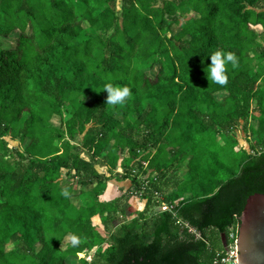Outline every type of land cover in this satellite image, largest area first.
<instances>
[{
    "label": "trees",
    "instance_id": "trees-1",
    "mask_svg": "<svg viewBox=\"0 0 264 264\" xmlns=\"http://www.w3.org/2000/svg\"><path fill=\"white\" fill-rule=\"evenodd\" d=\"M259 26L264 0H0V264H68L87 251L82 264H222L248 197L264 193ZM16 30V46L4 47ZM217 50L238 59L223 86L205 71ZM106 84L132 95L107 105ZM239 126L259 148H238ZM8 135L30 140L11 159ZM185 163L169 209L150 215L170 169ZM114 175L146 200L129 219L124 196L100 200ZM97 215L107 230L125 219L104 237ZM74 235L80 243L63 249Z\"/></svg>",
    "mask_w": 264,
    "mask_h": 264
},
{
    "label": "rangeland",
    "instance_id": "rangeland-1",
    "mask_svg": "<svg viewBox=\"0 0 264 264\" xmlns=\"http://www.w3.org/2000/svg\"><path fill=\"white\" fill-rule=\"evenodd\" d=\"M85 28H88L89 27V24L88 23H84L83 24ZM180 30V27L178 25H174L173 26V32L176 33ZM258 31L260 33V42H262V44L264 45V32L262 30L261 27H258ZM19 34L20 32L18 30L14 31V33H12V35L8 38H5L4 40V47H11V48H14L17 44V41H18V37H19ZM157 71H158V65L156 66L155 69H152V70H147V74L148 76L151 78V79H155L156 75H157ZM225 95H227L226 92H223V93H218L217 94V97L219 99L223 98ZM92 100V99H90ZM52 123L53 125H56L58 127H61V125L63 124L62 123V119L60 118V116H55L52 120ZM244 123V122H241V124ZM257 125V123H256ZM243 126V124H242ZM242 126H239L238 127V130L235 132L236 134V137L238 139V148L239 149H247L249 151L252 152L251 150V145H257L259 148V144H258V141L256 140L258 137L256 135H252V132H251V129L248 127V128H242ZM218 140L220 143H224L223 140L224 138L219 136L218 137ZM5 141H7V145H8V149H9V155L7 156V159H11L12 157L16 156V150H23L26 146V144L29 143L30 140H27L26 141V144H23L21 141L19 140H15V139H12V137L10 135L6 136L5 137ZM85 156V155H84ZM120 162H122V159L120 160ZM187 162V161H186ZM200 162V161H199ZM213 162V160L211 161ZM98 170L102 173H106L107 176H109V174L107 173L108 171V167L107 166H101V165H98L97 166ZM119 169H117V172L120 173V175L123 173V169L122 167L119 165L118 167ZM239 167H236V170H238ZM187 172V163L184 164V166L182 167V169L176 174L175 172H173L172 169H170V171L168 172V175H167V178H165L163 181H162V189H163V194L161 192H155L154 193V199L152 201V206L150 207V215L154 214L155 212H158V211H165L164 209L166 208H169V205L165 202V198L170 195V193L172 191H174L175 189H177L176 185L177 183H182L186 180L185 178V174ZM118 177H116L115 175L113 177H116V178H113L111 180H109L107 182V186L108 184L110 183V181H112L110 183V188H109V192L107 194H105V197H109V195L111 194V189L113 187H116L117 188V191L118 189L120 190L119 193H122L124 191V189L127 191V193L124 194L127 195L124 196L122 198V206H124V208L127 209V213H128V219L133 217V214L131 215L132 212H134V214L137 212V211H140L141 209H144L145 208V203H146V200L143 199V197H141V195H136V192L135 194L131 193L132 190H130V188H119L120 187V184L117 183L116 180L118 179H121L119 175H117ZM149 175H146L145 177H143L144 179V183H143V188L145 187H148L150 184L147 185V179H148ZM70 178H67V181H69ZM129 180V179H127ZM150 182V181H149ZM127 183H131V181L129 180ZM129 184H126V185H129ZM144 184L146 185L144 187ZM66 186V184H64ZM132 186V185H131ZM200 182H195V184H192L191 187L194 189H197L199 190L200 189ZM134 192V191H133ZM76 193H78V191H76ZM129 193V194H128ZM191 194H187V196H189ZM74 202H76L77 204H80V199L78 197H75L74 199ZM3 201V198L0 197V202ZM168 205V206H167ZM165 207V208H164ZM124 219L125 217L123 216H120L117 220H115L114 223H112L109 228L110 229H106V227H104V225L101 223L100 220H97L95 217L93 218V223L94 225L97 226V229L101 232V234L104 236V237H110V233L114 230H117L120 225L124 222ZM192 230V233H194L198 238H200V233L198 231H196L194 228L191 229ZM109 240V239H108ZM110 242V240H109ZM109 243H104L103 244V249L105 250L106 247H108ZM72 246V238L71 237H67L61 244V247L63 249H67L69 247ZM40 245H37V250L40 249ZM6 251H10L14 248L13 245H7L6 247ZM94 253V252H93ZM81 259H86L88 261H91L93 259V254L92 252H89L87 251L86 252V257H81L79 254H77V256L75 257H70L69 260L67 259V263L68 264H82L81 262ZM97 259L100 260V257L97 256Z\"/></svg>",
    "mask_w": 264,
    "mask_h": 264
},
{
    "label": "water",
    "instance_id": "water-1",
    "mask_svg": "<svg viewBox=\"0 0 264 264\" xmlns=\"http://www.w3.org/2000/svg\"><path fill=\"white\" fill-rule=\"evenodd\" d=\"M238 264H264V193L246 201L237 235Z\"/></svg>",
    "mask_w": 264,
    "mask_h": 264
},
{
    "label": "clouds",
    "instance_id": "clouds-1",
    "mask_svg": "<svg viewBox=\"0 0 264 264\" xmlns=\"http://www.w3.org/2000/svg\"><path fill=\"white\" fill-rule=\"evenodd\" d=\"M210 57L211 65L205 69L207 78L211 83L221 86L226 85L228 82V66L236 67L238 65L237 57L232 52H224L221 50L215 51ZM104 90L108 92L106 104L110 106H123L132 95V91L128 86L106 84ZM61 195L69 198L71 193L68 189H64ZM79 243V238L75 235L72 236V245L76 246Z\"/></svg>",
    "mask_w": 264,
    "mask_h": 264
},
{
    "label": "built area",
    "instance_id": "built-area-1",
    "mask_svg": "<svg viewBox=\"0 0 264 264\" xmlns=\"http://www.w3.org/2000/svg\"><path fill=\"white\" fill-rule=\"evenodd\" d=\"M148 175H150V173ZM154 176H156V175H154ZM148 184H149V180L147 179V185ZM145 186L146 185L144 184V187ZM168 209L169 208H166L164 210L166 211ZM237 235H238V229L237 230H233L230 233V235H229V245H228V248L226 250V254L220 256L222 264H238Z\"/></svg>",
    "mask_w": 264,
    "mask_h": 264
},
{
    "label": "crops",
    "instance_id": "crops-1",
    "mask_svg": "<svg viewBox=\"0 0 264 264\" xmlns=\"http://www.w3.org/2000/svg\"><path fill=\"white\" fill-rule=\"evenodd\" d=\"M260 27V26H259ZM119 169V168H118ZM130 180V179H129ZM129 180H123V179H118V180H116L117 181V183L118 184H120V189L123 187V188H131L132 186V181H131V183L129 184V183H127ZM112 181H110V183H111ZM110 183L108 184V186L106 187V189H105V191L103 192V194L100 196V200L101 201H103V202H110V201H113V200H115V199H118V198H121V197H123V196H125V194L127 193V191L124 189V191L122 192V193H119L120 192V190L118 189V191H117V188L116 187H113L112 189H111V194L109 195V197H105V194H107L108 192H109V186H110ZM126 184H129V185H126ZM122 190V189H121ZM126 191V192H125ZM124 192H125V194H124ZM129 194V193H128ZM141 210H143V209H141ZM133 213V212H132ZM122 216V215H121ZM123 217V216H122ZM95 218L97 219V220H100L101 221V223H102V220H101V217L99 216V215H97V216H95ZM103 224V223H102ZM105 227V226H104Z\"/></svg>",
    "mask_w": 264,
    "mask_h": 264
}]
</instances>
